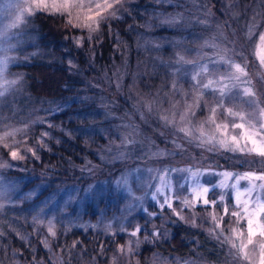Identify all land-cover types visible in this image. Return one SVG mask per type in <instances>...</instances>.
Returning <instances> with one entry per match:
<instances>
[{"label":"rangeland","instance_id":"1","mask_svg":"<svg viewBox=\"0 0 264 264\" xmlns=\"http://www.w3.org/2000/svg\"><path fill=\"white\" fill-rule=\"evenodd\" d=\"M200 1L157 3L156 0H127V11L123 13V18L129 15L134 20L131 28L134 47L117 29L112 28L116 53L108 63L99 61L96 54L103 24L98 32L93 33L91 45L85 42L82 48L73 45L72 37L82 35L86 39L87 30H78L61 42L46 43L41 40L34 23L35 15L26 29L19 30V35H15L17 29H10L0 39V49H6L9 57L16 58L9 63L5 75L9 80L22 77V86H17L19 91L9 95L7 103L0 104V112L4 117L12 118L11 123L17 127H23L18 123L20 120L29 122L28 146L35 147V140L41 132L50 133L45 140L47 147L38 151V161L43 162V158L47 157L44 155L46 151L50 155L59 154L55 163L47 164L40 170L33 163L34 159L26 157L24 161L13 162L19 167L0 173L6 184L15 185L12 199L16 204L14 208L5 209L4 216L7 219L0 217V224L11 226L10 229L0 228V231L5 232L0 237V261L3 264H27L8 248L6 233L9 231L20 239L25 237L22 240L32 249L35 239L40 238L43 246L47 240L49 247L45 249L50 254L52 264H113V257L117 256L116 249L132 241L135 255H120L116 259V264H130L138 258L139 249L136 250L134 245L136 239L140 240L139 248L148 241L152 244L154 231H160L170 223H178L167 209L163 215L158 213V203L152 199L156 188L161 186L158 177L164 176L165 180H170L172 191H179L181 199L185 196L191 199L189 193L193 181L189 173L175 169L205 173L199 179L204 186L209 187L211 185L208 182L219 183L224 179L222 176L207 175L209 170L217 173L264 170V163L242 164L233 154L222 149L209 152L206 147L189 144L184 134L178 131L180 126L199 128L208 113L202 101L191 125L180 122L179 113L183 111L184 100L169 85L175 82L187 94H191V90L186 79L179 74L172 75L176 71L173 67L176 59L174 54L179 53L186 60L203 62L217 54V50L206 47V43L216 44L236 63H247L251 87L256 92L257 100L262 102L261 107H264V67L259 65L260 46L255 35L256 32H264V28L260 31L255 27L249 34V29L244 32L238 25L243 20L238 8H247L251 3L250 23L258 25L264 22V0H225V5L236 3L232 6L235 10L222 16H216L217 12L212 13L207 20L202 16H206L207 8L203 10ZM10 2L17 0H0V30L14 19L15 9L5 12V5ZM221 5L224 4H219L220 9ZM177 13L182 16L178 25L169 27L161 23L165 17ZM197 20L204 23H197ZM202 28L205 30L203 33ZM163 30L166 33L163 34ZM165 45H170L169 52L160 54V48ZM79 52L83 53V59ZM2 56L3 52L0 51V58ZM69 60L75 67L69 66ZM40 61L66 67L74 74L73 82L61 97H36L26 89V75L21 66ZM161 65L172 66L170 73L166 68L163 70ZM185 67L190 68L191 65ZM226 70V65L219 68L220 74ZM204 99L209 106L214 102L209 95ZM187 102L192 103V100L188 99ZM146 103L152 106L151 111ZM239 108L245 112L253 111L243 103L239 104ZM173 112L174 123L165 125L161 117L170 116ZM37 119L46 120L53 127L49 129L47 125L31 124ZM205 131L211 133L214 129L205 125ZM125 137L134 143L126 144ZM79 140L82 141L80 146ZM65 143L75 151L77 158L75 154L74 157L60 154V147ZM76 144L85 153L73 148ZM176 144L181 147L177 148ZM158 152L165 154L156 155ZM61 157L64 159L59 160ZM0 159H8L3 151H0ZM246 159L264 160L255 155H249ZM123 179H127V186L118 183ZM234 182V177L227 181L229 186ZM247 183L241 181V190L247 187ZM179 185H184V188ZM46 189H49L48 193L37 198ZM228 191L231 203L234 193L230 187ZM29 193H32L31 198H27ZM44 201L49 202L45 208L47 215L43 217L44 224L55 218L56 237H51L43 225L33 227V217ZM209 211L213 210L203 211L200 206L185 210L182 213L185 217L183 222L191 225L194 215L196 228L209 235ZM214 211L219 214V207ZM107 225H111V228H107ZM137 226L141 228L137 237L127 235ZM121 228L126 231L122 232ZM75 229H81L87 237L92 236L90 243L69 240ZM213 241L218 252L217 260H209L205 255L198 254L184 260L163 261L161 264H234L229 258L228 246L215 239Z\"/></svg>","mask_w":264,"mask_h":264},{"label":"snow or ice","instance_id":"2","mask_svg":"<svg viewBox=\"0 0 264 264\" xmlns=\"http://www.w3.org/2000/svg\"><path fill=\"white\" fill-rule=\"evenodd\" d=\"M156 2L172 3V0H156ZM126 4L127 0H17V2L5 5V12L8 9H15L14 19L3 30H0V39L6 36L10 29H17L15 35H19V30L26 29L31 23V17L36 14L53 13L65 17L70 28L87 30L86 39L82 35L72 37L73 45L76 48H82L85 42L91 45L93 33L98 32L102 24L110 29L111 21L122 20L123 13L127 11ZM181 19V14L177 13L175 16L165 17L161 23L173 27L178 25ZM197 23H204V21L197 20ZM253 27L255 25L249 28V34ZM258 40L260 46L259 65L264 67V32L258 33ZM205 46L216 49L217 54L203 62L186 60L183 55L174 54L176 59L173 67L176 68V71L172 75L179 74L181 78L186 79L191 90V94H187L183 93L175 82L169 85L176 94L181 96V100H184L183 111L179 113L180 122L183 125H191L192 119L196 117V110L201 108L202 101L203 108L208 113L207 118L200 122L199 128L180 126L178 131L184 134V138L189 144L195 143L197 147H206L209 152L222 149L233 154L242 164L264 163V160L250 161L246 159L249 155L264 158V107H261L262 102L257 100L256 92L251 87V79L248 78L246 70L247 63H236L225 50L219 49L214 43H206ZM10 47H14V45H10ZM0 51L3 52V56L0 58V104H5L8 102L9 95H15V92L19 91L17 86H22V77L13 80L7 78L5 73L9 70L8 65L16 58L9 57L6 49L2 48ZM185 65H191V67L186 68ZM221 65L227 66L224 74L219 72ZM69 66L75 67L72 60H69ZM206 95L213 98L214 102L211 106L204 99ZM188 99H191L192 103H188ZM241 103L247 104L253 111L245 112L240 109L239 104ZM146 107L149 111L152 110L150 104L146 103ZM174 117L175 113L173 112L170 116H162L161 119L167 125L174 123ZM11 119L4 117L0 112V151H3L4 155L8 157L7 160L0 159V173L19 167L13 162L24 161L26 157L39 160L38 151L47 147L45 140L50 135L48 131H43L35 140V147L28 146L29 122L20 120L18 123L23 127H17L11 123ZM31 124L47 125L49 129L53 127L43 119L33 120ZM205 125L214 129V132H206ZM18 136L20 139H17ZM123 139L126 144L134 143L127 137ZM176 147L180 148L181 145L176 144ZM164 154L163 152L156 153V155ZM174 171L189 173V178L193 181L189 193L192 198L189 199L185 196L181 199L179 191H172L171 181L160 176L158 179L161 180V186L157 187L152 195V199L158 203V213L163 215L164 210L167 209L169 215L176 218V222H183L185 217L182 213L185 210H191L197 206H200L203 211L213 210L209 211L208 216L211 221L209 235L222 245L228 246L229 258L234 261V264H264V195H261L264 193V170L244 173L228 171L217 173L209 170L207 175L224 177L219 183L208 182L210 187L204 186L200 182L199 177L205 173L192 172L190 169H175ZM233 177L235 182L229 186L227 181ZM241 181L248 182L247 187L243 190L240 188ZM118 183H123L125 186L128 184L127 179ZM179 187L184 188V185H179ZM229 187L234 193L231 196V203H229ZM14 190L15 185L6 184L0 175V217L4 219H7L4 216L5 209L16 207L12 199ZM129 192L132 194L131 189ZM31 195L32 193H29L27 198H31ZM134 199L142 198L134 197ZM48 203V201H44L43 206L39 207L37 214L33 217V227L43 225L51 237H56L55 218L49 219L46 225L43 220V217L47 215L45 208L48 207ZM217 207H219V214L214 211ZM149 215H156V213ZM191 226L197 227L194 215ZM106 227L110 229L111 225ZM0 228L10 229L11 226L0 224ZM121 231L126 230L121 228ZM140 232L141 228L137 226L127 235L137 237ZM4 235L5 232L0 231V237ZM152 235L155 239L161 233L154 231ZM21 239H25V237H21ZM148 242L151 243V241ZM134 245L138 250L140 240L136 239ZM44 247H49L47 240L44 241ZM72 247L74 248L75 244ZM116 253L117 256L113 257V264H116V259L120 255H135L133 242L129 241L127 246H120L116 249ZM0 264L3 262L0 261ZM33 264L36 262L33 261Z\"/></svg>","mask_w":264,"mask_h":264},{"label":"trees","instance_id":"3","mask_svg":"<svg viewBox=\"0 0 264 264\" xmlns=\"http://www.w3.org/2000/svg\"><path fill=\"white\" fill-rule=\"evenodd\" d=\"M251 1L253 0H250L249 2ZM200 3L203 10H206L207 8L206 16L202 14L203 18L205 17V20L209 19V16H211L212 13L214 14L217 12L216 16H222L226 12L234 11L235 9L232 6H235L234 4H236L233 3L231 5H225V0H201ZM219 4H224L223 6L221 5V9L219 8ZM251 5L252 3L249 4L247 8H238L240 15L242 14L240 17L243 18L241 24L238 25L241 29H243L244 32L253 25L262 31L264 28V22H260L258 25L250 23L249 13ZM260 8L263 12V7L260 6ZM34 23L37 30L39 31L41 40L46 43L61 42L65 40L66 37H70L78 32V30L70 28L67 25L65 17L52 13L36 14L34 17ZM133 24V18L129 15H126L122 20L111 21L110 29L105 26L103 27L101 42L98 47V51H96L99 61L108 63L110 60H112L116 53L115 37L112 33V28L117 29L125 38V40L132 47H134V39L131 32ZM201 30L202 33L205 32L203 28ZM162 33H166V30H163ZM190 33L191 32H189V34ZM258 33L260 32H256L255 35L258 36ZM169 48L170 45L163 46L160 48V54L168 53ZM78 54L81 59H83V53L79 52ZM165 59L164 62H167ZM161 66L163 70L166 68V70L170 73L172 66ZM21 69L26 75V89H28V91L36 97L59 98L65 93L66 90H68V86H70L74 80V74H72L70 69L62 66H56L44 61L24 64L21 66ZM78 145H82L81 140L78 141ZM78 145L76 144L73 148L81 151V153H85L83 152L84 150L82 151V148H80ZM60 149L61 155H69L74 157L75 154L76 157V153H74L75 151L70 149L66 143L60 147ZM44 155L47 157L43 158V162L35 159L33 160V163L38 165L39 170L42 167H45L47 164L55 163L57 157L59 156V154L56 156L50 155V153L47 151L44 152ZM63 159L64 158L61 157L59 160ZM35 180L36 179H34V181ZM52 186L53 185H51L50 191L53 190ZM48 191L49 189L44 190L37 198L43 197L48 193ZM159 232L161 235L153 239L152 244L142 243L139 248L138 258L135 261H132L130 264H161L163 261H175L177 259L184 260L187 257L198 256V254L205 255L209 260H217L218 252H216L213 239L208 235L207 232L202 231L199 228L192 227L191 225L184 222H178L177 224L170 223L165 228H162ZM6 234V243L8 248L18 255L25 263L33 264V261H35L36 264H49V262H51L50 254L43 246L40 238L35 239V246L32 249L11 231L7 232ZM68 239L73 241L80 240L89 244L92 236L87 237V234L83 233L81 229H75Z\"/></svg>","mask_w":264,"mask_h":264}]
</instances>
